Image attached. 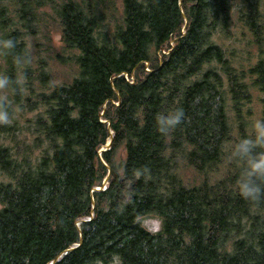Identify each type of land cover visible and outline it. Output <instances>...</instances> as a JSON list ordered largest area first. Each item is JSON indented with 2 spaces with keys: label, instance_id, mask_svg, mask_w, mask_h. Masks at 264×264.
Instances as JSON below:
<instances>
[{
  "label": "trees",
  "instance_id": "obj_1",
  "mask_svg": "<svg viewBox=\"0 0 264 264\" xmlns=\"http://www.w3.org/2000/svg\"><path fill=\"white\" fill-rule=\"evenodd\" d=\"M3 78L0 264H264V0H0Z\"/></svg>",
  "mask_w": 264,
  "mask_h": 264
},
{
  "label": "clouds",
  "instance_id": "obj_2",
  "mask_svg": "<svg viewBox=\"0 0 264 264\" xmlns=\"http://www.w3.org/2000/svg\"><path fill=\"white\" fill-rule=\"evenodd\" d=\"M5 47H12V41H4ZM8 83L7 78L0 79V86ZM184 118L182 109L177 108L167 115L158 117L160 131L167 132L179 125ZM7 112L0 111V121L7 122ZM252 128L255 139L244 138L239 140L232 149L231 157L243 160L246 167L242 170L237 181L239 195L248 201L257 202L264 197V152L253 154L257 146H264V120L257 119Z\"/></svg>",
  "mask_w": 264,
  "mask_h": 264
},
{
  "label": "rangeland",
  "instance_id": "obj_3",
  "mask_svg": "<svg viewBox=\"0 0 264 264\" xmlns=\"http://www.w3.org/2000/svg\"><path fill=\"white\" fill-rule=\"evenodd\" d=\"M60 35L59 34H54L53 35V47L55 49H59L60 48ZM56 68H58V66H56ZM249 108V110H248ZM247 112H250L249 114H245V117L248 118L249 121V127H248V131L251 132V130H253L252 128V124L255 120L260 119V102L258 100V95L255 93V98L253 99V101L251 102V104L249 105V107H247ZM102 150H104V148H102ZM101 150V151H102ZM107 150V149H106ZM187 177H190V174L187 175ZM143 224L144 226L149 229L150 231H157L160 229L161 227V221L159 218H157L154 215H150L147 218L143 219Z\"/></svg>",
  "mask_w": 264,
  "mask_h": 264
},
{
  "label": "water",
  "instance_id": "obj_4",
  "mask_svg": "<svg viewBox=\"0 0 264 264\" xmlns=\"http://www.w3.org/2000/svg\"><path fill=\"white\" fill-rule=\"evenodd\" d=\"M111 143H112V139H110V140L108 141V143L106 144V149H107V150L110 149V147H111ZM106 149H104V150H102V151H105ZM108 178H109V174H108L107 178L104 180V186L108 183ZM97 189H99V188H97ZM72 249H74V248H72Z\"/></svg>",
  "mask_w": 264,
  "mask_h": 264
},
{
  "label": "bare ground",
  "instance_id": "obj_5",
  "mask_svg": "<svg viewBox=\"0 0 264 264\" xmlns=\"http://www.w3.org/2000/svg\"><path fill=\"white\" fill-rule=\"evenodd\" d=\"M104 149H106V146L104 147Z\"/></svg>",
  "mask_w": 264,
  "mask_h": 264
}]
</instances>
